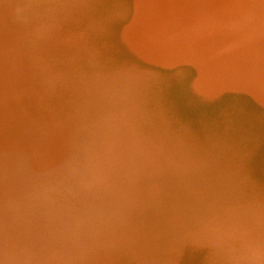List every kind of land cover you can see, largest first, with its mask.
<instances>
[{
	"label": "rangeland",
	"instance_id": "obj_1",
	"mask_svg": "<svg viewBox=\"0 0 264 264\" xmlns=\"http://www.w3.org/2000/svg\"><path fill=\"white\" fill-rule=\"evenodd\" d=\"M43 1L0 0V69L16 74L33 62L29 84L30 75L11 83L28 100L36 103L35 90L54 103L49 116L69 125L66 147L41 158L46 123L22 106L25 121L0 108V264H264V238H253L264 229V111L230 98L217 112L189 114L182 74L136 69L145 79L127 97L163 132L112 129L110 107L95 112L82 100L89 86L80 77L91 69L50 65L62 45L40 41V14L52 12L40 13ZM119 3L85 0L64 18L94 27ZM105 50L100 67L114 60ZM232 229L253 234L235 240Z\"/></svg>",
	"mask_w": 264,
	"mask_h": 264
},
{
	"label": "bare ground",
	"instance_id": "obj_2",
	"mask_svg": "<svg viewBox=\"0 0 264 264\" xmlns=\"http://www.w3.org/2000/svg\"><path fill=\"white\" fill-rule=\"evenodd\" d=\"M84 1H43L40 13L50 7L52 12L46 16L40 14L38 35L41 42L54 40L62 45L50 62L52 67L66 64L63 66L74 68L79 63L80 69H91L90 74L86 72L84 78L83 74L80 77L86 81L85 87L89 86L82 100L89 101L87 104L95 112L110 107L104 116L107 117L105 120L109 119L108 125L113 126L112 129L143 135L141 123L146 131L163 132L161 119L154 122L155 125H149L144 113L138 118L141 104L133 106L132 99L127 97L130 87L145 79V74L132 72L136 69H151L164 75L182 74L183 78H180L188 82L185 108L189 114L202 109L217 112L230 98H244L264 111V0H120L117 11L105 17L107 23L99 21L92 27L88 25V18L65 20V15L79 8ZM61 21L64 23L60 25ZM109 43L113 45V53L106 47ZM105 48L114 60L110 66L100 67ZM5 60H1L2 66ZM28 64L30 69H16V74L0 69V108L6 109V113L7 105L18 109H9L12 117L19 116L25 121L27 115L20 110L22 106L25 113L37 114L35 118L46 123L43 131L47 138L39 143V154L41 158L48 156L51 161L65 149L63 133L69 125L60 118L55 120L54 113L49 116L55 108L51 100L50 103L43 101L36 97L40 94L35 90L28 91L35 103L26 99V90L18 93L16 87L20 86L11 83L15 75H30L27 83L32 81L35 67L33 62L28 61ZM4 76L6 78H2ZM100 77L104 80L95 87ZM111 98L114 101L107 106ZM113 113L115 118L110 120ZM170 122L166 127L175 129L174 121ZM166 127L165 130H169ZM143 139L147 138L143 136ZM260 157L264 177V150ZM263 231L256 233V237L252 235L258 244L263 241ZM229 233L235 240L244 237V241L253 234L249 230L240 233L234 229Z\"/></svg>",
	"mask_w": 264,
	"mask_h": 264
}]
</instances>
